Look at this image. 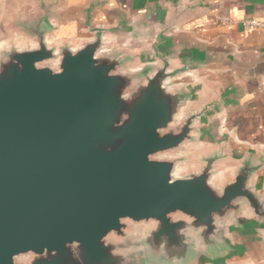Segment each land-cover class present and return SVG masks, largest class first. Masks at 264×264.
I'll return each instance as SVG.
<instances>
[{
    "label": "water",
    "instance_id": "water-1",
    "mask_svg": "<svg viewBox=\"0 0 264 264\" xmlns=\"http://www.w3.org/2000/svg\"><path fill=\"white\" fill-rule=\"evenodd\" d=\"M52 16L0 24L35 42L0 49V264L238 260L264 231V149L217 137L215 103L179 81L202 59L164 28L142 48L105 49L102 28L55 46Z\"/></svg>",
    "mask_w": 264,
    "mask_h": 264
},
{
    "label": "crops",
    "instance_id": "crops-1",
    "mask_svg": "<svg viewBox=\"0 0 264 264\" xmlns=\"http://www.w3.org/2000/svg\"><path fill=\"white\" fill-rule=\"evenodd\" d=\"M39 4L52 8L54 34L47 41L55 46L78 48L92 39L91 28H102L105 49L142 48L166 29L164 38L178 55L202 59L179 81L196 90L198 103H215L217 137L264 149V30L242 24L264 22V0H16L13 8L33 16ZM17 38L26 39L24 47L35 45ZM255 181L264 189V170ZM232 264H264V231Z\"/></svg>",
    "mask_w": 264,
    "mask_h": 264
},
{
    "label": "rangeland",
    "instance_id": "rangeland-1",
    "mask_svg": "<svg viewBox=\"0 0 264 264\" xmlns=\"http://www.w3.org/2000/svg\"><path fill=\"white\" fill-rule=\"evenodd\" d=\"M16 0H0V24L10 18L15 13L14 3ZM7 37V38H6ZM0 40V49H7L11 45H15L18 48H22L25 45L26 39L17 38L13 40L11 36H6ZM28 41V40H27ZM182 172V170H179ZM232 167L225 168L220 175L216 177V181L219 183L225 180V178L232 177Z\"/></svg>",
    "mask_w": 264,
    "mask_h": 264
},
{
    "label": "built area",
    "instance_id": "built-area-1",
    "mask_svg": "<svg viewBox=\"0 0 264 264\" xmlns=\"http://www.w3.org/2000/svg\"><path fill=\"white\" fill-rule=\"evenodd\" d=\"M222 22H228V19L221 20ZM243 26L246 29L254 28V29H259V30H264V22H260L254 19H248L242 21Z\"/></svg>",
    "mask_w": 264,
    "mask_h": 264
}]
</instances>
